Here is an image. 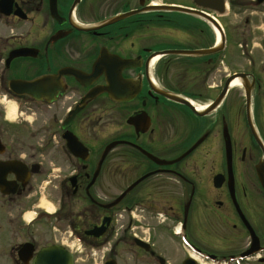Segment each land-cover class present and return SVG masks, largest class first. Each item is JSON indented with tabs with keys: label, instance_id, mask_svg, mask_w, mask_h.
I'll return each mask as SVG.
<instances>
[{
	"label": "flooded vegetation",
	"instance_id": "obj_1",
	"mask_svg": "<svg viewBox=\"0 0 264 264\" xmlns=\"http://www.w3.org/2000/svg\"><path fill=\"white\" fill-rule=\"evenodd\" d=\"M0 217L32 257L264 264V0H0Z\"/></svg>",
	"mask_w": 264,
	"mask_h": 264
},
{
	"label": "rangeland",
	"instance_id": "obj_2",
	"mask_svg": "<svg viewBox=\"0 0 264 264\" xmlns=\"http://www.w3.org/2000/svg\"><path fill=\"white\" fill-rule=\"evenodd\" d=\"M155 31H164L165 30V24L164 23H155L153 24ZM153 28V27H152ZM225 74V72H224ZM34 117V116H33ZM31 125L24 123L26 125V135L23 136L22 142L30 143V144H37L39 143V126H37V121L31 120ZM39 122V121H38ZM38 131V132H37ZM49 185L42 183L41 188L39 189V198L41 204H48V201L50 199V196H48L47 193ZM30 213H26V217L33 215L31 213L34 211V209H29ZM6 224V221L0 217V264H16L15 258L16 253L13 254L14 247H17V245H21L26 242L36 243L37 239V231L35 229L30 231H22V230H16V228L9 230L6 226H1ZM62 236L57 235L55 238L58 241H63L61 238ZM51 241L49 235H47V229L45 227H42L39 229V247L42 246V244H46L48 241ZM18 245V246H19ZM13 254V255H12ZM30 264V263H29ZM75 264H85L83 261L78 260Z\"/></svg>",
	"mask_w": 264,
	"mask_h": 264
},
{
	"label": "water",
	"instance_id": "obj_3",
	"mask_svg": "<svg viewBox=\"0 0 264 264\" xmlns=\"http://www.w3.org/2000/svg\"><path fill=\"white\" fill-rule=\"evenodd\" d=\"M197 3H198V1H197ZM143 10L144 11H148V10L171 11V10H173V11H179V12L199 15V16H202L204 19H206L209 23H211L215 29L220 31V27H219L218 23L199 10L187 9V8H183L180 6H168V5L148 6V7L144 8ZM139 11H142V10H139ZM136 12H138V11H136ZM132 13H135V12L126 13L124 15H121L117 19H120L124 16L130 15ZM117 19H114V20H117ZM217 50H218L217 48H211V49L197 50V51H193V52H182V51H180L178 53L192 54V55H205V54L213 53ZM99 64L100 63L98 62V64H96L94 66L93 75H96L98 73ZM77 77H79V76H77ZM230 79L231 78L227 79L226 83H230V81H231ZM173 98L179 99L180 101H182L184 103H188L184 99H180L177 97H173ZM212 106H214V105H212ZM68 143H71V142L68 140ZM33 253H34L33 245L31 243H24L19 248V250L17 252V256H18L19 260L23 261L24 263H27L31 259V264H73L72 255L70 253H68L65 249H63L62 247L57 246V245L43 247L39 250V254H35L32 257Z\"/></svg>",
	"mask_w": 264,
	"mask_h": 264
},
{
	"label": "bare ground",
	"instance_id": "obj_4",
	"mask_svg": "<svg viewBox=\"0 0 264 264\" xmlns=\"http://www.w3.org/2000/svg\"><path fill=\"white\" fill-rule=\"evenodd\" d=\"M216 34H217V41H219V33H218V31L216 30ZM158 57V56H157ZM157 57H155L154 59H152V61L150 62V66L152 67L153 66V64H154V62L156 61V59H157ZM241 83H240V81H239V79H233L232 80V82H231V85H235V86H238V85H240ZM197 108H199V107H197ZM10 109H11V117H13V113H14V107H10ZM42 206H44L45 208H47V209H49V210H51V207L49 206V204H42ZM31 216H28L27 218L29 219Z\"/></svg>",
	"mask_w": 264,
	"mask_h": 264
}]
</instances>
